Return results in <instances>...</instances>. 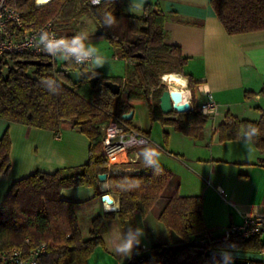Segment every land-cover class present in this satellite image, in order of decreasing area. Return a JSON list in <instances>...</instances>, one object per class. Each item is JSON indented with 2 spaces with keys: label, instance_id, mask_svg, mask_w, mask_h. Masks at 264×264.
Segmentation results:
<instances>
[{
  "label": "trees",
  "instance_id": "trees-1",
  "mask_svg": "<svg viewBox=\"0 0 264 264\" xmlns=\"http://www.w3.org/2000/svg\"><path fill=\"white\" fill-rule=\"evenodd\" d=\"M11 1L20 11L24 24L38 27L52 21L60 32L71 38H76L74 31L65 33L64 29L73 27L77 20L91 18L116 55L131 61L132 70L130 80L126 81L122 77L104 76L88 66L77 68L69 60L31 65L28 60H49L27 54L0 57V118L56 133L62 125L70 124L89 140L86 163L52 173L35 171L12 183L0 205V252L23 245L29 239L31 246L42 243L47 246L37 264H87L96 247H105L106 221L116 219L123 224L136 210L146 216L159 205L165 189L174 185L157 218L176 233L181 243L172 246L156 243L141 255L139 247L126 264H264V261L209 253L211 249L264 253V231L249 238L234 234L225 242L222 235H205L202 197L180 195L172 171L155 164L130 173H116L108 168V158L102 149V128L112 117L122 118L130 112L131 102H146L152 121L172 126L194 140L203 137L209 121L196 107L176 117L166 116L160 110L159 97L166 89L161 76L180 73L188 79L192 94L197 88L193 76L183 69L187 57L178 46L166 42V19L161 11L147 2L140 14L129 13L124 9L126 0H100L98 4L92 0ZM210 4L228 34L264 30V0H210ZM169 59L174 61L177 70L173 65L165 69ZM3 67L5 73H2ZM69 70L82 73L78 84L71 82ZM94 77H98L96 83L92 81ZM105 80L119 84V93H111L103 85ZM261 94L264 96V89ZM259 110L255 120L227 112L216 128L218 140L247 139L264 154V109L259 107ZM123 122L143 133L131 126V119ZM9 154L10 138L6 130L0 138V173L5 174L10 168ZM259 162L264 163V158ZM102 173L108 175L107 191L118 196L119 207L93 216L84 231L76 212L77 202L63 199L61 192L91 187L94 196H101L98 175ZM201 239L205 240L204 244L200 243Z\"/></svg>",
  "mask_w": 264,
  "mask_h": 264
},
{
  "label": "crops",
  "instance_id": "crops-1",
  "mask_svg": "<svg viewBox=\"0 0 264 264\" xmlns=\"http://www.w3.org/2000/svg\"><path fill=\"white\" fill-rule=\"evenodd\" d=\"M147 2L165 16L166 42L178 46L182 55L187 57L184 72L192 75L197 84L192 94L188 79L180 73H174L184 81L182 85L169 83L170 88L180 90L184 100L191 103L192 109L196 107L199 111L200 105L209 99L217 102L218 107L209 118L203 137L198 140L174 130L172 126L163 125L169 136L170 150H166L157 138L153 140L154 122L150 118L147 103L131 102V126L143 131L149 143L139 146L144 147L141 148L143 153L139 152L140 149L131 150L134 156H129L127 150L117 153L116 157L122 159L113 161L109 170L130 173L150 168L152 164L164 167L158 163L157 157L161 151H171L178 162L167 158L174 167L168 169L178 182V193L202 197L205 235L220 236L228 226L239 225L248 216L264 215V163L259 162L264 154L247 139L220 142L216 131L227 112L255 120L260 115L259 107L264 109V96L261 94L264 89V30L228 34L210 0H126L124 9L129 13L140 14ZM86 18L89 19L88 23L94 24L92 19ZM74 35L81 40L77 32ZM93 38V35L88 36V39ZM95 38L102 40L100 34ZM87 49L96 56L94 48ZM126 62L130 68L121 77L128 81L132 63L130 60ZM88 67L94 69L92 63ZM247 92L248 96L245 95ZM177 114L172 112L167 116L176 117ZM6 130L10 138V168L7 173H0V205L14 181L35 171L52 173L82 165L88 160L89 140L70 124L62 125L56 133L0 118V138ZM179 156L181 158L178 160ZM107 187V178L99 181L102 195L108 194L113 199V209L116 210L119 207L118 196L109 193ZM170 187L172 191L174 185ZM102 195L94 196L91 187H76L61 192L63 199L77 202L76 212L84 231L88 229L93 216L108 211L101 199ZM167 198H162L158 208L152 209L146 216L136 210L123 224L116 219L106 221L103 236L105 247H96L87 264H126L139 249L142 240L146 241L142 244L146 248L156 243L169 246L180 244L182 240L176 233L168 230L157 218ZM86 204L92 206V212L82 222L79 209ZM140 229L143 230L142 234L138 231ZM128 239L139 241L130 257L118 253V249Z\"/></svg>",
  "mask_w": 264,
  "mask_h": 264
},
{
  "label": "built area",
  "instance_id": "built-area-1",
  "mask_svg": "<svg viewBox=\"0 0 264 264\" xmlns=\"http://www.w3.org/2000/svg\"><path fill=\"white\" fill-rule=\"evenodd\" d=\"M74 39L76 38H71L60 32L52 21L38 27L32 23L24 24L15 3L11 0H0V57L8 54H27L34 57H45L54 63L69 60L77 68L89 66L95 57L94 53L85 48L80 40L82 49L73 52L71 42ZM61 40L64 41L63 45L50 47V44ZM217 107L218 103L209 99L200 105L199 111L210 118ZM102 130L104 133L102 149L108 158V168L117 153L149 143V138L146 135L127 127L123 119L118 116L112 117ZM103 203L107 204L104 200ZM107 210L110 209L107 208ZM261 231H264V215H254L246 217L244 222L239 225L228 226L222 237L225 242L234 234L249 238ZM200 243L204 244L205 240L201 239ZM46 249L45 243L31 246L29 239H25L23 245L1 251L0 264H37L38 258L45 254ZM140 249L139 254L141 255L148 248L142 245Z\"/></svg>",
  "mask_w": 264,
  "mask_h": 264
},
{
  "label": "rangeland",
  "instance_id": "rangeland-1",
  "mask_svg": "<svg viewBox=\"0 0 264 264\" xmlns=\"http://www.w3.org/2000/svg\"><path fill=\"white\" fill-rule=\"evenodd\" d=\"M85 19H86L85 21L83 19H82L83 21L77 20L76 23L73 24L74 25L73 27H67L66 29H64L63 32H65V33H70L72 31L77 32L78 37L81 38V40L84 42L83 45L85 47L94 48L93 50H96L97 54L91 62L92 68L99 70L102 75H104V76H117V77H121V76L125 75L127 72V69L130 68V66H128L126 60L119 58L116 55L114 48L111 46L109 41L104 36H102V38H101L102 40H98V38H95V37L99 36V34H97V29L94 28V24L87 22V20L89 21V19H87V18H85ZM90 20H91V18H90ZM89 35L94 36L93 40L88 39ZM168 61L169 62H165V65H164L165 69H170L172 65H173L172 68L174 70L178 69L173 64L174 61H172L170 59ZM60 63L61 62L59 61V64ZM5 72H6V69L3 67L2 73H5ZM163 78L164 77L161 76V80L163 83H165L166 89L167 88L171 89L169 82L165 81ZM153 122H154L153 127H152L153 140H156L155 138H157V141H159L162 144V146H164V149L170 150L168 147V137L169 136H168V133L165 132V130L163 128V124L160 121H153ZM141 148L144 149V147L128 148L127 152L129 154V156H134V153L131 150H133V149L139 150L140 149L139 152L143 153V150ZM169 152L170 153H166V152L164 153L163 151H161V153L157 157L158 163H160V164L162 163L163 166L167 169L168 168H174L173 165L168 163L169 160L167 158L172 159L171 161H175L174 163L178 162L177 160H174L175 155H173V153L171 151H169ZM180 158H181L180 156L177 157L178 160ZM119 159L121 160L122 158H120V157L116 158V160H119ZM168 170H170V169H168ZM170 191H171V187L169 186L163 192L162 198L168 196V194H170ZM161 202L162 201H160L159 204ZM157 208H158V204L154 207V209L156 210ZM90 212H92V206L90 204H86L85 206H83L82 208L79 209L80 218L83 219L82 222H84V217L87 214H89ZM82 226H85V224L82 223ZM144 243H146V241L142 240L140 247Z\"/></svg>",
  "mask_w": 264,
  "mask_h": 264
},
{
  "label": "water",
  "instance_id": "water-1",
  "mask_svg": "<svg viewBox=\"0 0 264 264\" xmlns=\"http://www.w3.org/2000/svg\"><path fill=\"white\" fill-rule=\"evenodd\" d=\"M97 34H101L100 29H97ZM139 56H141V54H136V57H139ZM28 63L31 65H51L50 61L44 62L40 59H31V60H28ZM67 74L73 84H78L82 77V73L78 70H69ZM97 79L98 77H94L92 81L96 83ZM103 85L108 87L110 92L113 94H117L120 91L119 84L111 80H105L103 82ZM159 107H160L162 114L166 116L172 112L185 113L192 109L191 103L189 101L184 100L183 93L180 90L169 89V88L165 89L160 95ZM132 115H133V111L131 110L128 113H124L122 115V118L126 120H130L132 118ZM106 178H107V174L102 173L98 175L99 181H104ZM101 199L102 201L104 200L107 203H113L112 198L108 194H103ZM209 253L212 255L234 258V259H239V260L264 261V254L260 252L257 253V252H249V251L211 249Z\"/></svg>",
  "mask_w": 264,
  "mask_h": 264
},
{
  "label": "clouds",
  "instance_id": "clouds-1",
  "mask_svg": "<svg viewBox=\"0 0 264 264\" xmlns=\"http://www.w3.org/2000/svg\"><path fill=\"white\" fill-rule=\"evenodd\" d=\"M92 3H94V4H98V3H100V0H92ZM43 38V37H42ZM72 45H73V47H72V51L73 52H78V51H80L81 49H82V45H80V42H79V39L77 38V39H74V40H72ZM64 44V41L63 40H61V41H58V42H56V43H54V44H50V47H59V46H61V45H63ZM141 234L143 233V230L142 229H140V230H138ZM139 243V241L138 240H136V239H128L127 241H126V243H124L119 249H118V253L119 254H121V255H125V256H131L132 255V253H133V249H134V247H135V245L136 244H138Z\"/></svg>",
  "mask_w": 264,
  "mask_h": 264
},
{
  "label": "bare ground",
  "instance_id": "bare-ground-1",
  "mask_svg": "<svg viewBox=\"0 0 264 264\" xmlns=\"http://www.w3.org/2000/svg\"><path fill=\"white\" fill-rule=\"evenodd\" d=\"M164 79H165V81H167V82H169L171 84H181L184 81L179 75L174 74V73L165 74L164 75ZM116 158L117 157L114 158L115 161H116ZM106 206H107L108 209L114 210L113 209L114 208V204L113 203H107Z\"/></svg>",
  "mask_w": 264,
  "mask_h": 264
}]
</instances>
